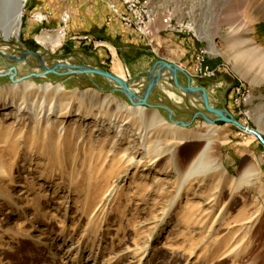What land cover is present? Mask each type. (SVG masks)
Returning <instances> with one entry per match:
<instances>
[{
	"label": "rangeland",
	"instance_id": "374dc122",
	"mask_svg": "<svg viewBox=\"0 0 264 264\" xmlns=\"http://www.w3.org/2000/svg\"><path fill=\"white\" fill-rule=\"evenodd\" d=\"M37 2L24 1L18 35L8 40L39 51L47 66L82 62L113 72V64L97 63L95 52L103 58L116 51L114 61L119 62L134 55L125 51L118 32H110L114 43L107 47L92 48L71 38L70 22L56 46H43L36 36L56 32L67 11L57 22L51 11L38 6L49 12L47 20L39 21ZM165 2L179 17L193 19L200 34L174 35L188 37L196 49L207 48L212 78L229 79L226 92L219 94L227 99L232 90L236 112L226 103L209 104L228 109L264 137V76L252 74L247 55L238 57L231 48L235 40L249 38L264 51V0H158ZM145 41L157 56L146 65L138 59L135 67L141 73L132 75L121 65L120 77L137 92L155 59L182 67L179 63L189 55L175 47L166 50L158 39V44ZM129 43L146 50L137 40ZM245 45L242 51L249 48ZM20 47L0 43L6 53ZM11 65L17 69L14 78L41 71L34 58L12 63L0 57V72ZM191 78L193 85L205 87L200 78ZM45 83L49 89H37ZM239 84L249 100L236 107L234 87ZM56 85L62 87L57 95L62 106L52 113L48 106ZM24 86L31 88L26 98ZM115 87L97 74L48 73L21 81L0 76V264H264V145L233 124L217 129L198 117L186 130L215 129L218 135L205 152L208 171L183 177L174 167L185 170L204 141L169 137L166 130L177 127L157 105L169 107L175 121L187 122L196 111L215 116L168 80L152 91L148 107L132 105ZM154 112L157 117L146 128L140 117ZM123 151L143 156L144 162H125Z\"/></svg>",
	"mask_w": 264,
	"mask_h": 264
},
{
	"label": "crops",
	"instance_id": "0c3cea01",
	"mask_svg": "<svg viewBox=\"0 0 264 264\" xmlns=\"http://www.w3.org/2000/svg\"><path fill=\"white\" fill-rule=\"evenodd\" d=\"M36 1V0H35ZM37 3H34L36 7L42 6L47 8L46 10L51 11L52 20L59 21V16L62 11H67L69 13V26L68 31L71 33V35H81V34H93L96 37L100 38L101 40L105 42H111L114 43V41L109 37L111 34V31L118 32L121 36L119 39L121 40V43L123 48H125V51H132L134 52V55L130 58H123V62L120 61L121 65L125 66V70H128L130 74L137 75L141 73V68L135 67L136 62L138 59H143V63L146 65L148 60H151V57L154 55L148 44L146 43L145 39L142 38L140 35L135 33L132 30H124L121 27L120 22L117 19H113V21L106 25V17L108 16V8L99 0H65L67 4L61 3L63 0H51V3H48L47 0H37ZM62 4V5H61ZM50 5V6H49ZM52 6V7H51ZM62 6V7H61ZM123 32V33H122ZM159 36L157 35V39L160 40V43H163L165 45V49H173V47L178 48L182 50V52H186L189 55L184 58V60L179 63L188 73H191L193 71V63H194V55L196 52V47L190 41L188 37L179 36V35H167L166 38L159 39ZM130 38V39H127ZM137 40L141 44H143L146 47V50L140 49L137 45H134L132 43L126 44L127 41ZM73 43V42H72ZM120 48L119 46H117ZM116 48V47H115ZM98 55L97 63L100 64H113L115 61V55L108 51L107 54L102 58V54L99 53V51L95 52ZM142 56H147L146 59L142 58ZM105 58V59H104ZM107 62H106V61ZM125 62V63H124ZM144 65V66H145ZM212 65V64H211ZM220 76V75H219ZM224 76V75H222ZM210 78V79H198V81L204 82L203 84L206 87L208 98L210 103L213 105H225L226 107L232 112L235 113L236 110L233 108V104L231 102V92L227 93V99L224 95H220L219 93L224 94L226 92V82L229 81L227 78ZM225 77V76H224ZM179 81L181 83L186 82V77L182 74L179 75ZM227 100V101H226ZM218 124V123H217ZM210 125L212 127H217V129L223 128L225 126H233L229 123H223V125ZM244 154V153H243ZM246 154V153H245ZM232 164V163H231ZM230 165V163H228ZM235 166V165H234ZM229 167L230 171L233 173L235 167Z\"/></svg>",
	"mask_w": 264,
	"mask_h": 264
},
{
	"label": "water",
	"instance_id": "95a60500",
	"mask_svg": "<svg viewBox=\"0 0 264 264\" xmlns=\"http://www.w3.org/2000/svg\"><path fill=\"white\" fill-rule=\"evenodd\" d=\"M0 43H8L20 47V43L17 40L11 41L3 38L2 40H0ZM0 57L7 58L12 63L24 62L28 61L30 58H34L37 62V67L41 69L39 73H31L23 77L14 78L17 73V69L15 65H11L6 71L0 72V76L9 75L11 81H21L25 78H30L33 76H44L48 73H55L61 75L83 73L97 74L111 82H114V84L118 86L115 87V89L122 92L130 101V103L134 106L148 107L149 103L147 102V99L152 93V91L159 85L160 81L168 80L171 83L172 87H174L175 89L179 90L180 92L186 95H192L197 98L203 105V108L208 113L215 116L211 118L207 115V113L203 111H196L193 113L191 119L187 122L175 121L172 119V110L169 107L164 105H157V107L163 108L165 111H167L168 118L176 125L175 127L186 129L188 127L193 126L194 121L198 117H200L208 125H214L218 122H223L233 124L243 130H248L249 133L253 134L264 145V137L259 131L243 125L234 117V115L228 109L211 106L209 104L208 94L205 87L203 85H193L191 78L192 76L188 72H186L182 67L178 66L177 64L171 61H167L163 58H157L152 62L149 70L147 71L148 81L144 85L142 91L137 92L134 91L128 85V81H126L122 77L117 76L116 74L110 72L107 69L100 68L99 66L86 65L82 62L78 64H73L64 61H57L52 66H47L43 54H41L39 51L26 49L24 47H20V50L17 53H6L4 51H0ZM59 69H63V71H59ZM177 73H181L186 77L185 84L179 81Z\"/></svg>",
	"mask_w": 264,
	"mask_h": 264
},
{
	"label": "bare ground",
	"instance_id": "6f19581e",
	"mask_svg": "<svg viewBox=\"0 0 264 264\" xmlns=\"http://www.w3.org/2000/svg\"><path fill=\"white\" fill-rule=\"evenodd\" d=\"M25 0H0V34L2 35V38L8 40L11 36H17L18 30H19V24L20 19L22 15V7ZM203 2V1H202ZM192 3V2H191ZM209 2H207L208 4ZM206 4V3H205ZM206 4V5H207ZM174 11H177L174 9V7H171ZM194 22V21H193ZM194 22V28L195 24ZM199 24V23H197ZM198 26V25H197ZM207 27V26H206ZM205 28V27H204ZM231 29V27H230ZM228 29L227 31H231ZM198 30V29H197ZM196 28L195 31H188L189 34H194L197 32ZM198 33V32H197ZM199 34V33H198ZM64 35L63 30L60 28H57L56 32H50V31H43L41 34L36 36L37 41L42 44L45 47H48L49 49H52L54 46H56L59 41L61 40V37ZM197 35V34H195ZM200 35V34H199ZM202 36V35H201ZM157 34L153 33V30H144V39H146L149 43L154 42L155 44H158L156 41ZM204 37V36H203ZM159 38V37H158ZM202 38V37H201ZM245 44H249V48L242 51L240 47L246 46ZM153 45V43H152ZM232 49L236 51V56L238 57H246V64L248 69L252 71L255 76H258L257 74H260L259 76H264V51L258 47L253 45L251 40L249 38L244 40H235L234 43H232ZM246 48V47H245ZM249 59V60H248ZM113 73L117 76H121L122 74V66L119 61H115L112 66ZM255 76H253L255 78ZM258 76V77H259ZM261 82V81H260ZM29 86V85H28ZM38 88H43L45 91L50 88V84L45 83L44 85L37 86ZM31 88H25L22 90V93L24 95L23 98H26L29 96ZM62 87L60 85H56L54 87V92L50 100V104L48 106V110L53 113V110L58 106L61 109V104L57 101V95L61 93ZM5 94V93H4ZM6 95V94H5ZM4 95L3 101V107H5V100L7 95ZM169 95H173L171 92H169ZM141 114V113H140ZM157 117V114L154 112L153 114H143L141 115V120L144 121V125L149 127L150 122L153 121V119ZM248 132V130H245ZM166 133L169 137L175 140L180 141H193V140H202L204 141L202 149L198 152V154L193 158V160L188 164L185 170L179 171L176 167L175 171L177 173H180L183 177H190L195 176L197 173H206L208 171V163L205 161L206 151L209 147V145L216 139L218 135V131L215 129L206 130V131H200V130H194V129H182V128H168L166 130ZM251 134V133H250ZM253 135V134H252ZM170 148H167L168 150ZM121 156L125 157V162L129 161L131 165L138 166L141 163L144 162V157L136 158L131 157L130 155L126 154L125 151L121 153ZM245 173V172H244Z\"/></svg>",
	"mask_w": 264,
	"mask_h": 264
},
{
	"label": "built area",
	"instance_id": "2783aa9c",
	"mask_svg": "<svg viewBox=\"0 0 264 264\" xmlns=\"http://www.w3.org/2000/svg\"><path fill=\"white\" fill-rule=\"evenodd\" d=\"M108 8V16L105 24H110L113 19H117L122 29L132 30L144 38V30H153L159 39L166 38L167 35L186 34L188 31H195L193 19L179 17L177 11H174L168 3H158V0H99ZM175 9V8H174ZM23 10V9H22ZM37 20H47L49 12H42L38 7L35 10ZM61 25L58 26L63 32L69 22V15L63 12L60 16ZM198 37V36H197ZM71 38L80 42H87L92 48L106 46L107 42L101 40L95 35L81 34ZM207 48L198 47L194 55L193 71L189 73L192 77L207 79L215 75V69H212L206 62ZM233 102L239 106L242 102L249 100V94L243 90L242 84L234 87ZM242 112V111H241Z\"/></svg>",
	"mask_w": 264,
	"mask_h": 264
}]
</instances>
